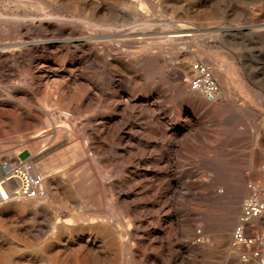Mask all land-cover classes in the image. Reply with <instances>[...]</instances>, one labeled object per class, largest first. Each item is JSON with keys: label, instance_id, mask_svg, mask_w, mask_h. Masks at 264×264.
Wrapping results in <instances>:
<instances>
[{"label": "rangeland", "instance_id": "374dc122", "mask_svg": "<svg viewBox=\"0 0 264 264\" xmlns=\"http://www.w3.org/2000/svg\"><path fill=\"white\" fill-rule=\"evenodd\" d=\"M29 18H33L32 21ZM64 20L88 31H96L99 36L107 39L109 47L105 49L106 51L98 52L97 64L93 66L86 58L88 63L81 55H72L64 48L57 49V52L42 48L33 50L30 48L24 51L14 46L24 41L36 42L46 39L42 32L35 33L33 38H23V35L19 33L22 25L34 22L53 27L54 24L62 23ZM179 30L189 34L186 44L180 47L189 53L194 52L197 56L194 61L190 62L189 67L193 62L206 64L210 57L214 56L213 61L221 74L214 70L212 72L224 91V95L220 96V101H218L220 103L218 108L208 109L199 106L185 99L178 89L179 80L174 71L180 65L179 54L175 50H164L159 45V38L167 32ZM196 43L198 44L195 46ZM109 48L111 49L108 50ZM0 49L9 55L0 61V69H4L0 71V149L9 159L33 158L35 167L38 166L36 164L42 165L43 172L41 173L48 178L45 186L48 200L53 203L46 210H38L34 213L25 211L23 205L34 202L37 207H43L46 206V202L33 200L1 205L0 264H144L131 255L129 258V255L117 252L119 251L117 246L122 239H115L109 235L106 227L101 226L103 227L101 228L100 225L92 222L99 217L98 215L108 213V205L113 198L128 199L127 204L119 207V212L124 213L126 219L134 214V196L139 193L136 186L139 183L137 177L142 169L140 165L144 164L149 170L146 180L151 179L152 176L150 171L155 155L151 153V146L154 140L145 137L150 135L149 131L155 125L153 111L165 126L180 134L174 145L175 151H178H174L177 162L174 171L178 172L175 175L186 181L205 180L213 176L217 181L214 190L223 191L225 189L224 197L220 202L215 204L199 202L203 205L202 209L208 208L218 216H225L229 212V200L233 203L230 206V212L242 219L241 209L246 201H259L264 204V0H0ZM15 53H19L20 56L17 57ZM142 54L161 57L167 65L161 63L153 67L145 66L142 62L135 60L139 57L138 55ZM119 69L122 71L119 72ZM190 76L183 77L181 82H186L187 93L199 96L189 87ZM79 80L83 82L80 83ZM159 87L164 88L163 93L159 91ZM200 97L203 98L201 95ZM114 98L116 101L113 100ZM225 98L233 100L237 107H234L235 109L225 107L222 104ZM144 119L146 122L143 121ZM94 121L98 122L94 123ZM35 138L40 142L38 143ZM179 142L184 145H180ZM37 143L41 148L35 147ZM141 145L144 148L140 147ZM79 146L84 151L83 156L72 158L67 155L69 150ZM104 150L106 153L103 152ZM146 151L148 153L151 151V155ZM122 154H126L125 157ZM55 169L57 170L54 171ZM70 175L77 179L72 180ZM236 189L244 193L239 199L235 194ZM249 189L254 193L250 194ZM162 193L161 189L150 193L147 205L149 206L153 201L154 203L160 202ZM226 194L228 197L225 196ZM145 219L150 221V216L145 215ZM29 220H31L30 223ZM202 223L206 228L208 227L206 223ZM237 225V222L233 223L231 235ZM152 226L149 230L151 232L159 227L158 225ZM219 227V223L214 222L212 227L206 229L207 249L202 253L186 250L183 257H176L173 251L165 250L163 254L158 255L152 254L151 250L147 253L154 255L153 259L159 264L163 262L169 264H218L221 262V264H235L233 259L227 258L226 250H224V247L227 249L226 247L230 244L231 235L228 241L221 244L217 236ZM255 233L256 231L250 229L248 236H254ZM257 235L261 238L264 235V229H260ZM172 245L178 246L182 243L174 242ZM146 264L150 263L146 262Z\"/></svg>", "mask_w": 264, "mask_h": 264}, {"label": "bare ground", "instance_id": "6f19581e", "mask_svg": "<svg viewBox=\"0 0 264 264\" xmlns=\"http://www.w3.org/2000/svg\"><path fill=\"white\" fill-rule=\"evenodd\" d=\"M18 1V0H17ZM27 3V2H26ZM104 3V2H103ZM29 4V3H28ZM123 4V3H122ZM110 5V4H109ZM107 5V6H109ZM112 5V4H111ZM126 5V4H125ZM23 6V5H22ZM26 7V6H25ZM110 8V7H109ZM96 9V8H95ZM107 10V8H106ZM98 11V10H97ZM112 11V10H111ZM102 12V11H101ZM113 12V11H112ZM106 13V11H105ZM111 13V12H110ZM79 14V13H78ZM98 14V13H97ZM101 14V13H100ZM46 15V14H45ZM104 15V14H103ZM111 15V14H110ZM109 15V16H110ZM2 16V15H1ZM82 16V15H81ZM94 16V15H92ZM107 16V15H106ZM114 16V15H113ZM3 17V16H2ZM45 17V16H44ZM43 17V18H44ZM49 17V16H48ZM90 17V16H88ZM52 18V17H51ZM102 18V17H101ZM32 19L33 18H29ZM54 19V18H53ZM71 19V18H69ZM96 19V18H95ZM109 19V18H108ZM111 19V18H110ZM66 20V19H65ZM64 20V21H65ZM78 20V17H77ZM81 20V19H80ZM6 21V20H5ZM40 21V19H39ZM64 21L62 23H58V24H54L53 27L44 25L43 23H34V22H30L28 25H22L21 29H19V33L23 35V38L29 39L30 37L34 36L35 33L38 32H42V35L46 37V39L41 40V41H34V42H20L18 44H15L14 46L17 47L19 50H24L27 51L28 49L32 48V50L34 48H42L45 50H56L59 48H64L67 49L72 55H81L82 58H86L88 60V62L90 61L91 64L94 66L95 64H97V56L99 55V51H104L106 48L109 47V43L107 41V39L104 36H99L97 34L96 31H88L84 28L78 27V26H74L71 23L72 22H68L65 21L66 23H64ZM95 21V20H93ZM98 21V20H96ZM56 22V21H55ZM54 22V23H55ZM77 22V21H76ZM114 23V22H113ZM22 24V23H21ZM20 24V25H21ZM26 24V23H25ZM50 24V23H49ZM79 24V23H77ZM81 24V23H80ZM109 24V23H108ZM104 25V24H103ZM136 25V24H135ZM146 25V24H145ZM17 26V25H16ZM92 26V25H91ZM98 26V25H97ZM109 26V25H108ZM87 27V26H86ZM16 28V27H15ZM106 28V27H103ZM137 28V27H136ZM166 28V27H165ZM112 29V28H111ZM14 30V29H13ZM90 30V29H89ZM101 31V30H100ZM104 31V30H103ZM152 32V31H151ZM135 33V32H133ZM165 33V32H164ZM14 34V32H13ZM146 34V33H145ZM162 34V33H161ZM8 35V34H7ZM12 35V33H11ZM17 35V34H16ZM159 35V34H158ZM143 36V35H142ZM161 36V35H160ZM20 37V36H19ZM108 37V35H107ZM123 37V36H122ZM144 37V36H143ZM188 37L189 34H187L185 31L179 30V31H173V32H167L165 34H163L162 37L159 38L160 41V46L164 49V50H175L178 54H179V59H180V65L178 67V69H175L176 71L175 74L177 76V80H179V84H178V89L180 90V92L183 93L185 99L199 105V106H203L206 107L208 109H213V108H218L220 103H218V101H220V96L222 97L224 95V91L221 88V92L214 98H209L207 96H205L202 93L193 91L191 88V90L195 93H198V95H194L192 93H187L186 92V85H185V81L181 82V79L183 77L188 78L189 75L190 78L193 75V70H192V64L195 63L193 62L191 64V66L189 67V64L191 61H194L196 59L197 56H195L194 52L189 53L187 51H184L180 46L183 45L185 42L188 41ZM12 38V37H11ZM33 38V37H32ZM44 38V37H43ZM20 39V38H19ZM128 39V38H127ZM131 39V38H130ZM31 40V39H30ZM122 40V39H120ZM150 40V39H149ZM16 41V40H15ZM132 41V40H131ZM142 41V40H140ZM114 42V41H113ZM148 42V41H147ZM146 42V44H147ZM190 42V41H189ZM125 43V42H124ZM128 43V42H126ZM134 43V42H133ZM143 43H145V41H143ZM151 43V42H150ZM186 44V43H185ZM198 43L195 44V46ZM7 45V44H6ZM120 45V44H119ZM143 45V44H142ZM202 45V44H200ZM2 46V45H1ZM131 46V45H130ZM133 46V45H132ZM136 46V45H135ZM141 47V44L139 45ZM13 47V46H12ZM120 47V46H119ZM145 47V46H143ZM191 47V46H190ZM116 48V47H115ZM129 48V47H128ZM137 48V46H136ZM147 48V47H146ZM199 48V46H198ZM111 48H109L108 50H110ZM14 50V49H13ZM60 50V49H59ZM63 50V49H62ZM128 50V49H127ZM136 50V49H135ZM147 50V49H146ZM145 50V51H146ZM17 51V50H15ZM36 51V50H35ZM106 51V50H105ZM14 52V51H13ZM127 52V51H126ZM130 52V51H128ZM51 53V51H50ZM60 53V52H59ZM135 53V52H134ZM141 53V52H140ZM152 53V52H151ZM54 54V53H53ZM119 54V53H118ZM137 54V53H136ZM153 54V53H152ZM15 55H17V57L20 56L19 53H15ZM30 55V54H29ZM60 55V54H58ZM117 55V54H116ZM120 55V54H119ZM129 55V54H128ZM131 55V54H130ZM129 55V56H130ZM135 55V54H134ZM133 55V56H134ZM157 55V54H156ZM9 55L7 54L6 51H4L3 49H0V61L3 60V58L8 57ZM104 56V55H103ZM109 56V55H108ZM114 56V55H113ZM122 56V55H121ZM139 57H137L135 60L142 62L143 64H145V66H149V67H153V66H158L159 64H164L165 62L161 59V57H155L153 55H149V54H142V55H138ZM211 56V54H210ZM68 57V56H67ZM106 57V56H105ZM110 57V56H109ZM132 57V56H131ZM12 58V57H11ZM10 58V59H11ZM127 58V57H126ZM85 59V60H86ZM105 59V58H104ZM111 59V57H110ZM86 60V62H87ZM214 60V56L210 57V60H208V66L212 70H214V72H217L218 74H221V72L219 71L217 65L215 64ZM19 61V60H18ZM83 61V60H82ZM99 61V60H98ZM102 61V60H101ZM100 61V62H101ZM119 61V60H118ZM4 62V61H3ZM87 62V63H88ZM113 62V61H112ZM105 63V62H104ZM103 63V64H104ZM119 63V62H118ZM81 64V63H80ZM83 64V63H82ZM90 64V65H91ZM111 64V63H110ZM166 64V63H165ZM114 65V64H112ZM119 65V64H117ZM123 65V64H122ZM167 65V64H166ZM3 66V65H2ZM84 66V64H83ZM164 66V65H163ZM162 66V68H163ZM5 67V66H4ZM69 67V66H68ZM71 67V66H70ZM82 67V66H81ZM121 67V66H120ZM89 68V67H88ZM105 68V67H104ZM126 68V67H125ZM141 68V67H140ZM160 68V67H159ZM3 69V68H2ZM0 69V71L2 70ZM91 69V68H90ZM128 69V68H127ZM4 70V69H3ZM53 70V69H52ZM86 70V69H84ZM121 72L122 69H119ZM125 70V69H124ZM144 70V69H143ZM153 70V68H152ZM158 70V69H157ZM168 70V69H167ZM13 70H11L12 72ZM40 71V70H39ZM71 71V70H70ZM73 71V70H72ZM75 71V70H74ZM91 71V70H90ZM126 71V70H125ZM124 71V72H125ZM131 71V70H130ZM80 72V71H79ZM78 72V73H79ZM168 72V71H167ZM14 73V72H13ZM71 73V72H70ZM90 73V72H89ZM88 73V74H89ZM104 73V72H103ZM128 73V72H127ZM133 73V72H132ZM114 74V73H112ZM119 74V73H118ZM129 74V73H128ZM126 74V75H128ZM213 74V72H212ZM12 75V74H11ZM15 75V74H14ZM41 75V74H40ZM76 76V75H75ZM95 76V75H94ZM116 76V75H115ZM170 76V75H169ZM13 77V76H12ZM98 77V76H97ZM119 77V76H118ZM123 77V76H122ZM171 77V76H170ZM127 78V77H126ZM189 78V80H190ZM53 79V78H51ZM64 79V78H63ZM103 79V77H102ZM118 79V78H117ZM121 79V78H120ZM142 79V78H141ZM169 79V78H168ZM54 80V79H53ZM106 80V79H105ZM108 80V79H107ZM106 80V81H107ZM111 80V78H110ZM137 80V79H136ZM189 80H188V84H189ZM23 81V80H22ZM32 81V80H31ZM58 81V80H57ZM101 81V80H100ZM113 81V80H112ZM120 81V80H119ZM118 81V84H119ZM156 81V79H155ZM80 82V80L78 81ZM83 82V81H81ZM80 82V83H81ZM97 82V81H96ZM99 82V81H98ZM141 82V81H140ZM148 82V81H147ZM175 82V81H174ZM55 84L57 82H54ZM62 83V82H60ZM59 83V84H60ZM100 83V82H99ZM98 83V84H99ZM115 83V82H114ZM122 83V82H120ZM144 83V81H143ZM156 83V82H155ZM52 84V81H51ZM58 84V85H59ZM78 84V83H76ZM86 84V83H84ZM106 84V83H104ZM152 84V83H151ZM83 85V84H81ZM102 85V84H101ZM113 85H117V84H113ZM149 85V84H148ZM27 86V85H26ZM61 86V85H60ZM92 86V85H91ZM144 86V85H143ZM152 86V85H151ZM150 86V87H151ZM51 87V86H50ZM76 87V86H75ZM99 87V86H98ZM146 87V86H145ZM190 87V86H189ZM222 87V86H221ZM19 88V87H18ZM54 88V87H53ZM57 88V86H56ZM102 88V87H100ZM118 88V87H117ZM129 88V87H128ZM153 88V86L151 87ZM150 88V89H151ZM166 88V87H165ZM121 89V88H120ZM159 91L161 93L164 92V88H158ZM115 90V89H114ZM167 90V89H166ZM12 91V90H11ZM57 91V90H56ZM55 91V92H56ZM61 91V90H60ZM93 91V90H91ZM101 91V90H100ZM168 91V90H167ZM189 91V89H188ZM53 92V91H52ZM117 92V91H116ZM254 92V91H253ZM252 92V93H253ZM58 93V91H57ZM82 93V92H81ZM91 93V92H90ZM95 93V91L93 92ZM166 93V92H165ZM168 93V92H167ZM62 94V93H61ZM92 94V93H91ZM98 94V93H97ZM134 94V93H133ZM227 94V93H226ZM14 95V94H13ZM29 95V94H28ZM83 95V93H82ZM125 95V94H124ZM173 95V94H172ZM200 95L203 97L201 98ZM259 95V94H258ZM27 96V95H26ZM101 96V95H100ZM115 96V95H114ZM228 96V94H227ZM257 96V95H256ZM96 97V96H95ZM260 97V96H259ZM27 98V97H26ZM90 98V97H89ZM105 98V97H104ZM121 98V96H120ZM131 98V97H130ZM165 98V97H164ZM176 98V97H175ZM205 98V99H204ZM86 99V98H85ZM97 99V98H96ZM177 99V98H176ZM90 100V99H89ZM108 100V99H107ZM112 100V99H111ZM115 100V98L113 99ZM128 100V99H127ZM161 100V99H160ZM166 100V99H165ZM60 101V100H58ZM57 101V102H58ZM92 101V100H91ZM102 101V100H101ZM116 101V100H115ZM224 106L227 108H234L237 107L236 103L233 100L230 99H226L223 100ZM107 102V101H106ZM114 102V101H112ZM141 102V101H140ZM222 102V101H221ZM251 102V101H250ZM54 103V102H53ZM56 103V102H55ZM78 103V102H77ZM91 103V102H90ZM96 103V101H95ZM103 103V101H102ZM101 103V104H102ZM116 103V102H115ZM135 103V102H134ZM43 104V103H42ZM60 104V103H59ZM73 104V103H72ZM71 104V105H72ZM76 104V103H75ZM142 104V103H140ZM151 104V103H150ZM167 104V103H165ZM238 104V103H237ZM45 105V104H44ZM94 105V104H93ZM149 105V104H148ZM245 106V105H244ZM96 107V105H95ZM124 107V106H122ZM133 107V106H132ZM137 107V106H135ZM134 107V108H135ZM141 107V106H140ZM154 107V106H153ZM223 107V106H222ZM224 107V108H225ZM247 107V106H246ZM250 107V106H249ZM248 107V108H249ZM71 108V107H70ZM88 108V107H87ZM130 108V106H129ZM142 108V107H141ZM140 108V109H141ZM146 108V107H145ZM161 108V107H160ZM205 108V110H206ZM75 109V108H74ZM93 109V108H92ZM107 109V108H106ZM105 109V110H106ZM128 109V108H127ZM144 109V108H143ZM150 109V108H149ZM235 109V108H234ZM232 109V111L234 110ZM252 109V107H251ZM78 110V108H77ZM76 110V111H77ZM126 110V109H125ZM131 110V109H130ZM152 110V109H151ZM155 110V109H154ZM241 110V108H240ZM244 110V108H243ZM75 111V110H74ZM87 111V110H86ZM129 111V109H128ZM136 111V110H135ZM138 111V110H137ZM150 111V110H149ZM159 111V110H158ZM227 111V110H226ZM229 111V110H228ZM248 111V110H247ZM250 111V110H249ZM29 112V111H28ZM91 112V111H90ZM139 112V111H138ZM160 112V111H159ZM211 112V111H210ZM240 112V111H239ZM55 113V112H54ZM71 113V112H70ZM88 113V112H87ZM148 113V112H147ZM217 113V112H216ZM22 114V113H21ZM85 114V113H84ZM135 114V113H133ZM144 114V113H143ZM23 115V114H22ZM75 115V114H74ZM127 114H124V116ZM136 115V114H135ZM147 115V114H146ZM153 118L155 119V125L154 127H151V130L149 131L150 135H147L145 138L147 139H152V141L154 140V142L152 143L151 149L153 155H155V159H154V163L151 166L152 170L150 171L152 176L151 179H147V172L149 171L144 164L140 165L141 166V170L139 171V176L137 177V182H139L136 186L138 187V191L139 193L134 196L135 200L133 202L134 204V208H135V212L134 214H132V217L126 219L124 217V213L121 214L119 212V207H121V205L123 204H127L128 199H119V198H113L111 199V201L109 202V211L107 214H103V215H98L99 217H96L92 223H94L95 225L98 224V226L100 225L103 227H106L109 231V235H111L112 237H114L115 239H122L121 242H119L118 244V248H119V253H122L124 255H130L136 259H138L141 263L146 264V262L150 263V264H159L156 260L153 259V256L151 254H148V250L152 251V254L158 255V254H163L164 250L165 251H169L172 252L173 251V255L176 257H183V255L186 253L187 251L193 252V253H202L204 251H206L207 249V245L205 243V240L208 238L207 235V228L208 227H212L214 222H218L219 223V228L217 230V236L218 239L220 240L221 244L225 243L226 241H228L227 239L229 238V236L231 235V227L233 225L234 222H237L238 225L236 226L235 230L232 231V235H231V240H230V244L228 247H226V255L227 258H231L234 260L235 264H261V262L264 261V235L260 238L259 235H257V232L260 229H264V204H262L259 201H256L258 203L259 206V214L257 216H253L250 218H245V211H244V207L247 205V203L249 202L246 201L245 204H243L242 207V219L237 218V215L233 212H230L231 210V205H233L232 202H229L228 200V214H226L225 216H218L215 212L210 211L208 208L207 209H202L201 207L203 205H201V202H209L210 204H215L221 201V199L224 197L223 193L224 190H214V187L217 185V181H215V178L213 176L208 177V179H197V180H188L186 181L185 179L176 176L174 171L175 165H176V158L174 156V151H175V141L177 139V137H179L177 132L172 131L170 129V127L165 126L160 120L158 115H156V112L153 111ZM128 116V115H127ZM134 116V115H133ZM81 117V116H80ZM142 117V116H141ZM140 117V118H141ZM132 118V117H131ZM139 118V117H138ZM145 118V117H144ZM185 118V117H184ZM215 118V117H214ZM125 119V117H124ZM147 119V118H146ZM210 119V118H209ZM13 120V119H11ZM55 120V119H54ZM71 120V119H70ZM76 120V119H75ZM116 120V119H115ZM128 120V119H127ZM208 120V119H207ZM212 120V119H211ZM15 121V120H14ZM48 121V120H47ZM87 121V120H86ZM130 121V120H129ZM141 121V120H140ZM145 121V119L143 120ZM51 122V121H49ZM82 122V121H81ZM91 122V121H88ZM98 122V121H96ZM94 121V123H96ZM123 122V121H122ZM137 122V121H136ZM146 122V121H145ZM207 122V121H206ZM210 122V121H209ZM120 123V121H119ZM124 123V122H123ZM143 123V122H142ZM149 123V122H148ZM187 123V122H186ZM249 123V122H248ZM98 124V123H97ZM122 124V123H121ZM126 124H128L126 122ZM67 125V124H66ZM79 125V124H77ZM89 125V124H87ZM92 125V124H91ZM119 125V124H118ZM132 125V124H131ZM146 125V124H145ZM182 125V124H181ZM96 126V125H95ZM148 126V125H146ZM145 126V127H146ZM68 127V126H67ZM81 127V126H80ZM121 127V126H120ZM124 127V125H123ZM150 127V126H149ZM66 128V127H65ZM78 128V127H77ZM102 128V127H101ZM116 128V127H115ZM119 128V127H118ZM122 128V127H121ZM119 128V129H121ZM81 129V128H80ZM109 129V128H108ZM128 129V127H127ZM133 129V128H132ZM98 130V129H97ZM104 130V129H103ZM117 130V129H116ZM139 130V129H138ZM127 131V130H126ZM143 131V130H142ZM146 131V130H145ZM196 131V130H195ZM257 131V130H256ZM101 132V131H100ZM109 132V131H108ZM132 132V131H131ZM198 132V131H197ZM248 132V131H247ZM253 132V131H252ZM89 133V132H88ZM191 133V132H190ZM199 133V132H198ZM52 134V133H51ZM84 134V133H83ZM103 134V133H102ZM112 134V133H111ZM139 134H141L139 132ZM89 135V134H88ZM99 135V134H98ZM104 135V134H103ZM116 135V134H115ZM138 135V134H137ZM58 136V135H57ZM135 136V134H134ZM196 136V135H195ZM45 137V136H44ZM43 137V138H44ZM53 137V136H51ZM91 137V136H90ZM93 137V136H92ZM103 137V136H102ZM123 137V136H122ZM132 137V136H131ZM143 137V136H141ZM29 138V137H28ZM54 138V137H53ZM88 138V137H87ZM139 138V137H138ZM197 138V136H196ZM36 139V138H35ZM59 139V138H56ZM92 139V138H91ZM101 139V137H100ZM181 139V138H179ZM185 139V138H184ZM195 139V138H194ZM198 139V138H197ZM40 140V139H38ZM46 140V139H45ZM102 140V139H101ZM108 140V138H107ZM116 140V139H115ZM144 140V139H143ZM187 140V139H186ZM191 140V139H190ZM201 140V138H200ZM37 141V139H36ZM50 141V140H48ZM73 141V140H72ZM96 141V140H95ZM128 141V140H127ZM179 141V140H178ZM199 141V140H197ZM38 142V141H37ZM40 142V141H39ZM38 142V143H39ZM112 142V141H111ZM118 142V140H117ZM122 142V141H121ZM132 142V141H131ZM138 142V141H137ZM146 142V141H144ZM37 143V144H38ZM42 143V142H41ZM63 143V142H62ZM82 143V142H81ZM96 143V142H95ZM125 143V142H124ZM124 143L122 145H124ZM133 143V142H132ZM131 143V144H132ZM192 143V142H191ZM199 143V142H198ZM35 145V147L37 148L39 146ZM60 144V143H59ZM69 144V143H68ZM102 144V143H101ZM113 144V143H112ZM120 144V143H119ZM137 144V143H135ZM180 144V142H179ZM181 144H183L181 142ZM180 144V145H181ZM201 144V143H200ZM46 145V144H45ZM49 145V144H48ZM94 145V144H93ZM139 145V144H138ZM143 145V144H142ZM140 147H143V146ZM184 145V144H183ZM196 145V144H195ZM212 145V144H211ZM34 146V145H33ZM47 146V145H46ZM67 146V145H66ZM92 146V145H91ZM119 146V145H118ZM134 146V145H133ZM197 146V145H196ZM200 146V145H199ZM210 146V145H209ZM43 147V146H42ZM56 147V146H55ZM80 147V146H79ZM76 147L74 149H71L67 152V155L72 156L73 157H81L84 155V151L83 149H81V147ZM84 147V146H83ZM105 147V146H104ZM123 147V146H122ZM132 147V145H131ZM139 147V146H138ZM39 148H41L39 146ZM53 148V147H52ZM61 148V147H60ZM91 148V147H90ZM95 148V147H94ZM98 148V147H97ZM96 148V149H97ZM121 148V147H120ZM144 148V147H143ZM182 147H180L181 149ZM214 148V147H213ZM85 149V148H84ZM103 149V148H102ZM137 149V147H136ZM150 149V148H149ZM200 149V148H199ZM131 150V149H130ZM196 150V149H195ZM207 150V149H206ZM32 151V150H31ZM39 151V150H38ZM134 151V150H133ZM132 151V152H133ZM177 151V150H176ZM175 151V152H176ZM182 151V150H181ZM184 151V150H183ZM36 152V151H35ZM64 152V151H63ZM100 152V151H99ZM105 152V150L103 151ZM111 152V150H110ZM114 152V151H113ZM121 151L119 150V153ZM144 152V151H143ZM147 152V151H146ZM148 153L151 155V153ZM178 152V151H177ZM206 152V151H205ZM47 153V152H46ZM106 153V152H105ZM139 153V152H138ZM141 153V152H140ZM186 153V152H185ZM207 153V152H206ZM42 154V153H41ZM61 154V153H60ZM91 154V153H90ZM103 154V153H101ZM111 154V153H110ZM129 154V152H128ZM127 154V155H128ZM179 154V153H178ZM191 154H193L191 152ZM10 155V154H9ZM87 155V154H86ZM123 155V154H122ZM126 155V154H125ZM125 155H123L125 157ZM195 155V154H194ZM209 155V154H208ZM49 156V155H48ZM68 156V157H69ZM141 156V155H140ZM191 156V155H190ZM196 156V155H195ZM194 156V157H195ZM210 156V155H209ZM212 156V155H211ZM260 156V155H259ZM52 157V156H51ZM60 157V156H59ZM67 157V156H66ZM112 157V156H111ZM121 157V156H120ZM137 157V155H136ZM153 157V156H152ZM192 157V156H191ZM198 157V156H197ZM202 157V156H201ZM118 158V157H117ZM184 158V157H183ZM187 158V157H185ZM200 158V156H199ZM16 159V158H15ZM44 159V158H43ZM65 159V158H64ZM79 159V158H78ZM103 159V158H102ZM132 159V157H131ZM134 159V158H133ZM197 159V158H196ZM256 159V158H255ZM54 160V158H53ZM74 160V159H73ZM111 160V159H110ZM151 160V159H150ZM189 160V157H188ZM77 161V160H76ZM94 161V160H93ZM113 161V160H111ZM129 161V160H128ZM138 161V160H137ZM179 161V160H177ZM185 161V160H184ZM187 161V160H186ZM193 161V160H192ZM44 162V161H43ZM88 162V161H87ZM127 162V161H126ZM130 162V161H129ZM51 163V162H50ZM53 163V162H52ZM56 163V162H55ZM53 163V164H55ZM84 163V162H83ZM89 163V162H88ZM98 163V162H97ZM96 163V164H97ZM100 163V162H99ZM105 163V162H104ZM114 163V162H113ZM190 163V162H189ZM52 164V165H53ZM60 164V163H59ZM72 164V163H71ZM127 164V163H126ZM132 164V162H131ZM147 164V163H146ZM152 164V163H150ZM198 164V163H197ZM202 164V163H201ZM200 164V165H201ZM38 166L35 167L36 171L38 173H40L43 177H44V182H43V195H40L37 198L34 199H20V200H14L11 202H22V201H39V202H46V206L43 207H37V204L34 202H29L28 204H24V208L26 209L25 211H30V212H36L38 210H46V208H48V206H52V202L50 200H48V192L45 189L46 186V178L45 175L41 172H43V167L42 165L36 164ZM45 165V164H44ZM51 165V164H50ZM135 165V164H134ZM85 166V164H84ZM197 166V165H196ZM199 166V165H198ZM203 166V165H202ZM45 167V166H44ZM54 167V166H53ZM63 167V166H62ZM61 167V168H62ZM72 167V166H71ZM70 167V168H71ZM133 167V166H132ZM181 167V166H178ZM183 167V166H182ZM100 168V165H99ZM138 168V167H137ZM52 169V168H51ZM86 169V168H85ZM88 169V168H87ZM116 169V168H115ZM118 169V166H117ZM57 169H55L54 171H56ZM68 171V169H66ZM73 170V169H72ZM77 170V169H76ZM74 170V171H76ZM93 170V169H91ZM96 170V169H95ZM130 171H132L131 169H129ZM61 171V170H60ZM65 171V170H64ZM66 171V172H67ZM94 171V170H93ZM78 172V170H77ZM81 172V171H80ZM92 172V171H91ZM197 172V171H196ZM210 172V171H208ZM94 173V172H93ZM92 173V174H93ZM98 173V172H96ZM102 173V172H101ZM123 173V172H122ZM200 173V172H199ZM57 174V173H56ZM105 174V173H104ZM110 174V173H109ZM125 174V173H124ZM196 174V173H195ZM208 174V173H207ZM55 174H53L54 176ZM75 175V173H74ZM81 175V174H80ZM111 175V174H110ZM211 175V174H210ZM97 176V174H96ZM108 176V175H107ZM51 177V176H50ZM55 177V176H54ZM79 177V176H78ZM89 177V176H88ZM93 177V176H91ZM70 178L72 180L77 179V177L71 176ZM206 178V177H204ZM248 178V177H247ZM112 179V178H111ZM83 180V179H82ZM247 180V179H245ZM66 181V180H65ZM89 181V180H88ZM118 181V180H116ZM136 181V179H135ZM49 182V181H48ZM74 182V181H73ZM72 182V183H73ZM90 182V181H89ZM96 182V181H95ZM225 182V181H224ZM241 182V181H240ZM71 183V182H70ZM125 183V182H124ZM243 183V182H242ZM241 183V184H242ZM110 184V183H109ZM117 184V182H116ZM120 184V183H119ZM118 184V185H119ZM226 184V183H225ZM88 185V184H87ZM114 185V184H113ZM219 185V184H218ZM68 186V185H67ZM79 186V184H78ZM129 186V185H128ZM132 186V185H131ZM222 186V185H221ZM220 186V187H221ZM69 187V186H68ZM106 187V184H105ZM52 188V187H51ZM57 188V187H56ZM77 188V187H76ZM125 188V187H124ZM123 188V189H124ZM129 188V187H128ZM229 188V187H228ZM242 188H244L242 186ZM241 188V190H243ZM264 188V187H263ZM92 189V188H91ZM96 189V188H95ZM99 189V188H98ZM111 189V188H110ZM157 189H161L163 190L162 193V200L158 203H151L149 206L147 205V200L149 199V195L150 193H152L154 190L157 191ZM222 189V188H220ZM232 189V188H231ZM72 190V189H71ZM93 190V189H92ZM132 190V189H130ZM237 190V189H236ZM248 190V189H247ZM264 190V189H263ZM76 191V190H75ZM136 191V190H135ZM231 191V190H230ZM229 191V192H230ZM56 192V190H55ZM72 192V191H71ZM95 192V191H94ZM112 192V191H111ZM122 192V191H121ZM133 192V191H132ZM232 192V191H231ZM236 192V191H235ZM234 192V193H235ZM245 192V191H244ZM256 192V191H255ZM101 193V192H100ZM137 193V192H135ZM249 193L253 194L254 191L249 189ZM54 194V192H53ZM90 194V192H89ZM98 194V193H97ZM117 194V193H116ZM121 194V193H120ZM119 194V195H120ZM228 194V193H227ZM227 194L225 196H227ZM237 199L241 198L244 193L237 190V192L235 193ZM154 195V194H153ZM59 196V194H58ZM62 196V195H61ZM60 196V197H61ZM78 196V195H77ZM88 196V195H87ZM264 196V195H263ZM63 197V196H62ZM91 197V196H90ZM102 197V196H101ZM122 197V196H121ZM157 197V196H156ZM155 197V198H156ZM228 197V196H227ZM248 197V196H246ZM253 197V196H252ZM58 198V197H57ZM78 198V197H77ZM154 198V197H153ZM154 198V199H155ZM47 199V200H46ZM66 199V198H65ZM86 199V198H85ZM131 199V198H130ZM227 199V198H226ZM230 199V198H229ZM62 200V199H61ZM64 200V198H63ZM102 200V199H101ZM108 200V199H107ZM150 200V199H149ZM148 200V201H149ZM243 200V198H242ZM35 201V202H36ZM95 201V200H94ZM60 202V201H58ZM62 202V201H61ZM64 202V201H63ZM62 202V203H63ZM78 202V201H77ZM82 202V201H81ZM84 202V201H83ZM100 202V201H99ZM131 202V200H130ZM200 202V203H199ZM10 203V202H8ZM65 203V202H64ZM240 203V201H239ZM264 203V202H263ZM5 204V203H4ZM72 204V203H71ZM80 204V202H79ZM91 204V203H90ZM226 204V203H225ZM224 204V205H225ZM6 205V204H5ZM18 205V204H17ZM67 205V204H66ZM88 205V203H87ZM101 205V204H100ZM104 205V204H103ZM237 205V204H236ZM239 205V204H238ZM241 205V204H240ZM3 206V204H2ZM70 206V205H69ZM84 206V205H83ZM95 206V205H93ZM132 206V205H131ZM235 206V205H234ZM19 207V205H18ZM79 207V205H78ZM90 207V206H89ZM217 207V205H216ZM88 208V207H87ZM103 208V207H102ZM107 208V207H106ZM235 208V207H234ZM1 205H0V210H1ZM91 209V208H89ZM74 210V208H73ZM79 210V209H78ZM108 210V209H106ZM224 210V209H223ZM237 210V209H236ZM72 211V210H71ZM90 211V210H89ZM105 211V210H104ZM124 211V210H123ZM220 211V210H218ZM235 211V210H232ZM66 212V211H65ZM64 212V213H65ZM79 212V211H78ZM82 212V211H81ZM107 212V211H106ZM31 213V214H33ZM63 213V212H62ZM67 213V212H66ZM98 213V212H96ZM130 213V212H129ZM133 213V212H131ZM77 214V213H76ZM95 214V213H94ZM149 215L150 216V221L145 219V215ZM238 214V212H237ZM52 215V214H50ZM70 215V214H69ZM87 215V214H86ZM91 215V214H90ZM161 215H163V217H161ZM29 216V215H27ZM33 215H31L32 217ZM38 216V215H37ZM47 216V215H46ZM55 216V215H53ZM65 216V215H64ZM63 216V218H64ZM68 216V215H67ZM30 217V216H29ZM35 217V216H34ZM59 217V216H58ZM72 217V216H71ZM86 217V216H85ZM241 217V216H240ZM44 218V217H43ZM55 218V217H54ZM60 218V217H59ZM39 219V218H38ZM41 219V218H40ZM239 219V220H238ZM43 220V219H42ZM78 220V219H77ZM31 220H29L30 223ZM40 221V220H39ZM53 221V219H52ZM67 221V220H66ZM74 221V220H73ZM47 222V221H46ZM46 222H42L43 224ZM55 222V221H54ZM206 223L207 224V228L206 226H204V224L202 223ZM33 223V222H32ZM33 225V224H32ZM42 225V224H41ZM66 225V224H65ZM64 225V226H65ZM70 225V224H69ZM152 225H158L159 227L157 229H153L151 231L150 227ZM35 226V225H34ZM40 226V225H39ZM38 226V227H39ZM46 226V225H45ZM48 226V225H47ZM75 226V225H74ZM82 226V225H81ZM87 226V225H86ZM67 227V226H66ZM77 227V226H76ZM101 227V228H103ZM153 227V226H152ZM151 227V228H152ZM163 227V228H162ZM98 228V227H97ZM161 228V229H160ZM38 229V228H36ZM213 229V228H212ZM237 229H239L238 231V236L239 235L242 237V239L236 238V231ZM250 229H253L254 231H256L254 236L249 237L248 236V231ZM27 230V229H26ZM45 230V229H44ZM39 231V230H38ZM37 231V233H38ZM63 231V230H61ZM67 231V230H66ZM27 232V231H26ZM261 232V231H260ZM28 233V232H27ZM26 234V233H25ZM24 234V235H25ZM30 236V234H28ZM33 235V234H32ZM31 235V237H32ZM39 237V234H37ZM76 235V234H75ZM26 236V235H25ZM28 236V237H29ZM77 236V235H76ZM74 237V236H73ZM82 237V236H81ZM75 238V237H74ZM30 239V237L28 238ZM32 240V238H31ZM34 240V239H33ZM56 240V239H55ZM79 240V239H78ZM208 240V239H207ZM109 241V240H108ZM113 241V239H112ZM210 241V240H209ZM61 242V241H60ZM59 242V243H60ZM182 243V245H172V243ZM207 242V241H206ZM217 242V241H216ZM219 242V241H218ZM77 243V242H76ZM92 243V242H91ZM109 243V242H108ZM113 243V242H111ZM110 243V244H111ZM229 242H227L228 244ZM79 245V244H78ZM99 245V244H98ZM209 245V244H208ZM74 246V245H73ZM220 246V245H219ZM40 247V246H39ZM114 247V244H113ZM112 247V248H113ZM223 249V246H221ZM87 248V247H86ZM95 248V247H94ZM100 248V247H99ZM106 248V246L104 247ZM111 248V249H112ZM60 249V248H59ZM103 249V248H102ZM209 250V249H208ZM62 251V250H61ZM60 251V252H61ZM101 251V250H100ZM103 251V250H102ZM107 251V250H106ZM115 251V250H114ZM150 251V252H151ZM221 252V251H220ZM37 253V252H36ZM40 253V252H39ZM59 253V252H58ZM109 253V252H108ZM211 253V252H209ZM208 253V254H209ZM32 254V253H31ZM30 254V255H31ZM97 254V253H96ZM107 254V253H106ZM204 254V253H203ZM47 255V254H46ZM50 255V254H49ZM166 255V254H165ZM223 255V254H222ZM60 256V254H59ZM106 256V255H105ZM113 256V255H112ZM42 257V256H41ZM172 257V256H171ZM193 257V256H191ZM196 257V256H195ZM225 257V256H224ZM29 258V257H28ZM106 258V257H105ZM111 258V257H110ZM212 258V257H210ZM214 258V257H213ZM104 259V256H103ZM168 259V258H167ZM177 259V258H176ZM28 260V259H27ZM34 260V259H33ZM39 260V259H38ZM122 260V259H121ZM169 260V259H168ZM172 260V259H171ZM44 261V259H43ZM41 260V262H43ZM103 261V260H102ZM113 261V260H112ZM135 261V260H134ZM164 261V259H163ZM166 261V260H165ZM178 261V260H177ZM176 261V262H177ZM227 261V260H225ZM28 262V261H27ZM34 262V261H33ZM122 262V261H121ZM206 262V261H205ZM209 262V261H208ZM232 262V261H231ZM26 263V262H25ZM171 263V262H170ZM190 263V262H189ZM222 263V262H221ZM218 263V264H221ZM224 263V262H223ZM226 263V262H225ZM230 263V262H229ZM32 264V263H31ZM36 264V263H35ZM38 264V263H37ZM107 264V263H106ZM133 264V263H132ZM136 264V263H135ZM162 264H169L167 263H162ZM208 264V263H207Z\"/></svg>", "mask_w": 264, "mask_h": 264}, {"label": "built area", "instance_id": "2783aa9c", "mask_svg": "<svg viewBox=\"0 0 264 264\" xmlns=\"http://www.w3.org/2000/svg\"><path fill=\"white\" fill-rule=\"evenodd\" d=\"M193 75L189 86L193 91L209 98L216 97L221 92V85L214 77L209 66L203 62L192 64ZM44 177L35 169L33 158L9 159L0 149V205L14 200L34 199L43 195ZM245 218L257 216L259 206L256 201H249L244 207ZM236 238L242 239L238 236ZM264 264V261L261 262Z\"/></svg>", "mask_w": 264, "mask_h": 264}]
</instances>
